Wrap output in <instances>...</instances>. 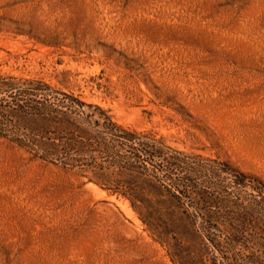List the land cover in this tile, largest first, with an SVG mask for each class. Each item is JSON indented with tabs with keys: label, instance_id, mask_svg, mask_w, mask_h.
Segmentation results:
<instances>
[{
	"label": "rangeland",
	"instance_id": "obj_1",
	"mask_svg": "<svg viewBox=\"0 0 264 264\" xmlns=\"http://www.w3.org/2000/svg\"><path fill=\"white\" fill-rule=\"evenodd\" d=\"M0 264H264V0H0Z\"/></svg>",
	"mask_w": 264,
	"mask_h": 264
}]
</instances>
